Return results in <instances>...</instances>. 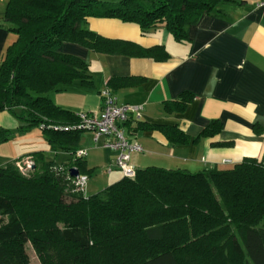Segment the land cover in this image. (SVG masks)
Here are the masks:
<instances>
[{"label":"trees","instance_id":"16d2710c","mask_svg":"<svg viewBox=\"0 0 264 264\" xmlns=\"http://www.w3.org/2000/svg\"><path fill=\"white\" fill-rule=\"evenodd\" d=\"M227 1L243 0H9L4 18L15 39L0 63V111L19 119V131L40 128L50 150L70 158L59 163L42 150L24 155L34 159L30 177L16 165L23 157L0 165V264H31L29 242L41 264H264V162L245 158L200 172L137 168L133 177L85 195L70 174L72 167L87 176L91 170L75 156L84 129L77 113L49 96L74 80L90 83L88 63L62 52L63 43L124 51L125 42L85 27L88 17L134 22L143 33L164 26L182 40L188 26ZM134 49L158 58L160 47ZM158 128L170 142L189 138L177 125ZM220 128L211 121L201 135ZM10 134L1 128L0 140Z\"/></svg>","mask_w":264,"mask_h":264},{"label":"crops","instance_id":"0c3cea01","mask_svg":"<svg viewBox=\"0 0 264 264\" xmlns=\"http://www.w3.org/2000/svg\"><path fill=\"white\" fill-rule=\"evenodd\" d=\"M8 2L0 0V63L15 39L4 18ZM85 27L105 38L125 42L118 44L124 51L105 53L77 43H63L62 52L88 63L90 83L74 80L49 92V96L56 105L74 113H99L103 104L100 93L110 86L119 103L142 105L140 125L134 115L126 125L129 140L143 148L131 154L136 168L156 166L200 172L214 167L230 168L245 158L264 162L262 0L219 3L211 13L188 26L187 37L182 40L164 26L143 33L137 23L112 17H88ZM133 45L144 49L160 47L156 51L158 58L131 54ZM186 96L191 99L181 108ZM214 120L220 123V131L213 136L201 135ZM164 125H177L188 140L170 142L158 128ZM19 126L14 114L0 111V129L11 133ZM8 139L0 140V144H6ZM106 140L105 136L95 138L93 131L85 129L77 150H86L85 165L91 169L88 179L100 168L107 171L98 181H114L113 184L123 175L114 165L115 152L104 146ZM2 150L6 152L5 148L0 149V165L33 152L22 154L10 147L4 154ZM58 151L67 154L62 162L70 158L67 151ZM86 186L93 185L89 182Z\"/></svg>","mask_w":264,"mask_h":264},{"label":"built area","instance_id":"2783aa9c","mask_svg":"<svg viewBox=\"0 0 264 264\" xmlns=\"http://www.w3.org/2000/svg\"><path fill=\"white\" fill-rule=\"evenodd\" d=\"M264 3V0H262ZM103 104L99 113L79 112L80 127L84 130H91L95 138L107 137L104 146L115 152L114 165L121 171L123 176L133 177L137 168L131 163V154L141 152L142 146L135 141H130L125 123L133 118L139 120L142 115V105L119 103L116 95L110 87L104 88L100 93ZM86 150H77L76 157L84 158ZM26 163L29 157H23ZM20 159V160H21ZM19 161V160H18ZM76 168V167H74ZM88 176L80 173L74 177V186L77 191L84 192Z\"/></svg>","mask_w":264,"mask_h":264},{"label":"rangeland","instance_id":"374dc122","mask_svg":"<svg viewBox=\"0 0 264 264\" xmlns=\"http://www.w3.org/2000/svg\"><path fill=\"white\" fill-rule=\"evenodd\" d=\"M16 113L20 114L19 109H16ZM6 144L2 143L0 144V149H6V152L8 151V149L10 147H14L16 148L17 152L20 153H27L30 151H36V150H42L45 153V157L47 159L50 160H56L57 162H62L65 160V158L67 157V154L65 152L62 151H57L56 153L50 150V147L48 146V143L42 133V131L40 130V128L38 127H34L32 129H26L23 130L22 132L17 130H12L10 138L5 142ZM47 146V149H36L38 148H42V146L44 145ZM4 147V148H2ZM30 150V151H29ZM2 152H4V154H6V152L4 150H2ZM29 163H26L25 159H21L19 161H15L16 165L19 168V172L26 176V177H30L31 173L34 172V159L29 157ZM107 171V170H105ZM105 171H103V169L100 168H96L93 173L91 174V177L88 179V181L86 182L87 185L89 184V182L93 185L92 188H90V186H86L85 185V190L84 193L86 194H91L92 193H96L99 192L101 190H103L105 187H107L108 185L112 184V182L110 183H102L103 181H98V179H100V177H105V175H103L102 173H106ZM103 175V176H102ZM91 180V181H90ZM99 184V185H98ZM97 186V187H96ZM94 189L95 191H89ZM26 252L28 254L29 257V261L31 264H41L40 263V259L36 253V251L34 250L33 246L29 243L26 244Z\"/></svg>","mask_w":264,"mask_h":264},{"label":"water","instance_id":"95a60500","mask_svg":"<svg viewBox=\"0 0 264 264\" xmlns=\"http://www.w3.org/2000/svg\"><path fill=\"white\" fill-rule=\"evenodd\" d=\"M70 174H71L72 177H76L79 174V171H78L77 168L72 167L70 169Z\"/></svg>","mask_w":264,"mask_h":264}]
</instances>
